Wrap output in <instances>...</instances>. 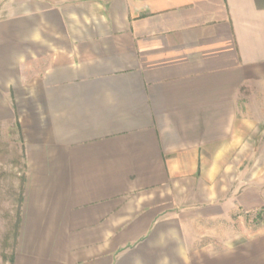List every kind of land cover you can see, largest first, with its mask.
Returning a JSON list of instances; mask_svg holds the SVG:
<instances>
[{
	"label": "crops",
	"instance_id": "0c3cea01",
	"mask_svg": "<svg viewBox=\"0 0 264 264\" xmlns=\"http://www.w3.org/2000/svg\"><path fill=\"white\" fill-rule=\"evenodd\" d=\"M253 88L264 0H0L10 264H264V224L224 225L264 207Z\"/></svg>",
	"mask_w": 264,
	"mask_h": 264
},
{
	"label": "rangeland",
	"instance_id": "374dc122",
	"mask_svg": "<svg viewBox=\"0 0 264 264\" xmlns=\"http://www.w3.org/2000/svg\"><path fill=\"white\" fill-rule=\"evenodd\" d=\"M240 107L247 110L264 112V89H246L241 93ZM264 122V118H263ZM260 133L251 131L247 139L256 135V147L261 145L260 162L257 165H245L246 173L253 174L260 169L264 190V124ZM251 150H247V153ZM253 151V150H252ZM256 155H258L256 150ZM23 152L14 130H0V264H10L14 249V234L19 218L21 200V179L23 176ZM264 224V209L241 212L227 221L225 232L231 236L252 234ZM222 230V229H221ZM220 232V228L218 230Z\"/></svg>",
	"mask_w": 264,
	"mask_h": 264
},
{
	"label": "trees",
	"instance_id": "16d2710c",
	"mask_svg": "<svg viewBox=\"0 0 264 264\" xmlns=\"http://www.w3.org/2000/svg\"><path fill=\"white\" fill-rule=\"evenodd\" d=\"M264 209V207L263 208H261V209H259V211H261V210H263Z\"/></svg>",
	"mask_w": 264,
	"mask_h": 264
}]
</instances>
